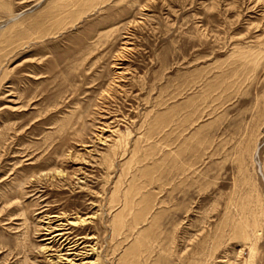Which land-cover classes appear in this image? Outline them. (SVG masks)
Wrapping results in <instances>:
<instances>
[{
    "label": "rangeland",
    "instance_id": "374dc122",
    "mask_svg": "<svg viewBox=\"0 0 264 264\" xmlns=\"http://www.w3.org/2000/svg\"><path fill=\"white\" fill-rule=\"evenodd\" d=\"M263 181L264 0H0V264H264Z\"/></svg>",
    "mask_w": 264,
    "mask_h": 264
},
{
    "label": "bare ground",
    "instance_id": "6f19581e",
    "mask_svg": "<svg viewBox=\"0 0 264 264\" xmlns=\"http://www.w3.org/2000/svg\"><path fill=\"white\" fill-rule=\"evenodd\" d=\"M258 148H257V146L255 147V149H254V152H253V159H256V156L258 157ZM256 162V161H255ZM257 163V162H256ZM258 172V171H257ZM260 174V173H259ZM261 175V174H260ZM261 178H262V176H261ZM263 180V179H262ZM263 183H264V181H263ZM243 221V220H242ZM239 222V221H238ZM76 223V222H75ZM74 222H72V224H75ZM244 222H239V223H236V224H234L233 225V230H234V232H235V234H240V236H242V240H244V244H246V243H248L249 241H247V240H249V235H248V233H247V230L246 229H248L247 227L245 228V225L243 224ZM53 224V223H52ZM248 226V225H247ZM249 232V231H248ZM57 235H59V234H56V235H54V237L55 236H57ZM233 236V235H232ZM47 237V236H46ZM53 237V238H54ZM52 237H49V238H46V239H51ZM54 240V239H53ZM58 239H56V241H57ZM58 242V241H57ZM249 244V243H248ZM51 246V245H50ZM249 246V254H250V258L252 257V255H253V250H252V248L250 247V244L248 245ZM246 247H247V245H246ZM49 248L50 247H48L47 245L46 246H43L42 248H41V250L42 251H48L49 250ZM75 249V248H74ZM66 250V249H65ZM67 250H69V249H67ZM63 260H66V262L68 263V264H70V262H71V260L70 259H64V256H60V255H58L57 256V259H52V263L53 264H59V263H61V261H63ZM251 261V260H250ZM244 262H245V260H240L238 263H233V264H244Z\"/></svg>",
    "mask_w": 264,
    "mask_h": 264
}]
</instances>
